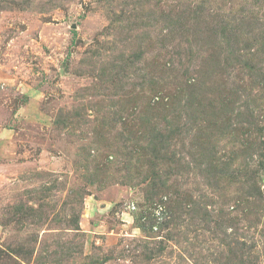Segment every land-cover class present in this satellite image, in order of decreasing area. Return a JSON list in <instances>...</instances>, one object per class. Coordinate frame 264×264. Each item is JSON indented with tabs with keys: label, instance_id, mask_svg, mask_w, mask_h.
<instances>
[{
	"label": "rangeland",
	"instance_id": "374dc122",
	"mask_svg": "<svg viewBox=\"0 0 264 264\" xmlns=\"http://www.w3.org/2000/svg\"><path fill=\"white\" fill-rule=\"evenodd\" d=\"M0 264H264V0H0Z\"/></svg>",
	"mask_w": 264,
	"mask_h": 264
}]
</instances>
